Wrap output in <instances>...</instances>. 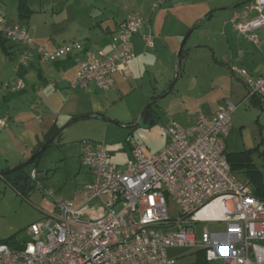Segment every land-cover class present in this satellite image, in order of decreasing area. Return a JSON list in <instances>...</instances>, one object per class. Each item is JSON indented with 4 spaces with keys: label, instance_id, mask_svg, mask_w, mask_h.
I'll use <instances>...</instances> for the list:
<instances>
[{
    "label": "built area",
    "instance_id": "2783aa9c",
    "mask_svg": "<svg viewBox=\"0 0 264 264\" xmlns=\"http://www.w3.org/2000/svg\"><path fill=\"white\" fill-rule=\"evenodd\" d=\"M163 1L156 0L153 7ZM263 10L264 0H251L231 18L237 32L255 44L264 26ZM252 11L255 15L247 17ZM142 25L137 11L128 13L110 37V50L97 49L87 59L77 60L69 87L94 83L109 90L114 74L133 59L131 36ZM0 33L21 45L14 66L17 73L28 64L31 51L41 61L52 62L83 48L80 41L53 50L35 46L26 27L6 26L2 10ZM143 39L152 46L150 34ZM231 72L245 82L248 98H263L264 73L254 77L237 66ZM25 86L16 75L0 81V95L20 92ZM236 106L226 101L214 115L199 114L186 127L165 122L161 129L166 144L150 155L143 145H133L123 166L112 161L104 143L83 140L80 160L92 178L81 189L79 205L44 188L31 170V182L53 198L55 213L31 223L25 241L14 247L0 243V264H176L169 248L202 249L210 264H264V199L239 180L225 156V137ZM7 120L0 116V131ZM197 222L223 227L205 226L198 241Z\"/></svg>",
    "mask_w": 264,
    "mask_h": 264
},
{
    "label": "crops",
    "instance_id": "0c3cea01",
    "mask_svg": "<svg viewBox=\"0 0 264 264\" xmlns=\"http://www.w3.org/2000/svg\"><path fill=\"white\" fill-rule=\"evenodd\" d=\"M155 1L54 0L49 8L39 7L37 10L32 8L27 0L32 12L28 18L24 19L26 22L24 24L18 16L17 0H0V10L5 14L6 26L20 24L26 27L35 46L53 50L69 41H80L83 46L81 51L62 56L52 62L41 61L37 53L31 51L28 56V64L22 67L18 73L14 66L21 45L8 40L7 51H4L0 46V81L20 75L26 85L20 92L4 91L0 95V116L8 117L7 125L0 131V169L12 167L26 160L73 117L87 113L104 116L101 111L108 97L101 96L99 98L92 94L96 90H100L94 83H89L84 88H77L78 93L70 92L68 90L69 81L75 76L78 59H87L90 53L97 49L110 50L109 42L112 33L126 15L132 11H137L143 18V25L131 36L135 55L125 70L114 74L109 91L118 90L126 84L129 76L134 75L131 64L138 58H141L140 63L147 58L151 59L156 73H161L163 66L160 59L166 55L174 56L184 34L196 27L199 19L204 17L202 25L207 20L206 40L193 42L184 51L182 59L186 56H193L190 66L194 62L191 67L194 76H197L198 72L196 64L202 62L208 65L212 64L210 65L213 72L212 83L215 90L219 91H216L214 95H205L200 92L190 96L187 93L181 94L180 99L184 109L176 114L169 113L167 109L166 122L173 121L182 127L189 126L199 114L214 115L219 105L226 101L236 104V109L245 102L254 106L251 104V98L247 97L248 89L243 79L231 72V67L237 66L245 68L254 77L264 73V26L258 30L259 42L255 44L238 33L231 23L233 15L242 12L244 5L251 0H165L160 5L153 7ZM210 11L212 12L210 13ZM253 15H255L254 11L250 12L247 17ZM147 33L152 34L154 39L151 48L144 43L143 36ZM206 49L208 51H205ZM186 64L183 70H185ZM163 92L151 94L150 100H153L151 97L160 96ZM260 101L263 105L261 108L264 109V94ZM154 107L161 113V108L157 103ZM85 118L96 117L77 118L71 123ZM115 121L120 123L118 120ZM55 129L56 131L53 133ZM61 135L62 131L51 142L52 147L56 145V140H60ZM10 142L15 143L16 151L10 148ZM59 144L60 142H58ZM243 145L245 147L243 150L257 148L259 154L264 152H260L259 145L255 147L251 141L245 142ZM225 149L227 152L242 151L228 150L226 142ZM112 161H114L113 158ZM245 184L252 192V186L247 182ZM10 186L14 189L18 187L13 183ZM80 197L78 202L73 200L75 205L82 202L81 193ZM23 198L25 197L23 196ZM197 250L199 249L169 248L168 254L175 258L177 264L178 257L191 251L195 253L196 257ZM194 262L195 259L193 264H195Z\"/></svg>",
    "mask_w": 264,
    "mask_h": 264
},
{
    "label": "rangeland",
    "instance_id": "374dc122",
    "mask_svg": "<svg viewBox=\"0 0 264 264\" xmlns=\"http://www.w3.org/2000/svg\"><path fill=\"white\" fill-rule=\"evenodd\" d=\"M53 1L29 0L28 4L38 10L39 7L49 8ZM20 21L26 24L24 19ZM206 21L203 25L201 22L196 27L197 29L187 36L183 46L185 51L193 42L206 40ZM150 35L152 46L146 44L145 41L144 43L151 48L154 39L152 34ZM176 57L177 52L174 56L166 55L160 59L163 66L161 73H156L151 59L147 58L140 63L141 58H138L131 64L134 75L129 76L124 86L118 90H96L93 92L92 94L99 98L101 96L108 97L101 112L106 118L118 120L120 123L118 125L107 123L100 117H96L85 118L67 125L62 130L60 140L55 141L56 145L43 154L36 163L29 165L37 170V179L40 180L42 186L53 190L65 199L79 201L81 189L91 179L90 170L80 160V149L82 141L85 139L104 143L106 150L112 155L113 162L118 163L119 166H123L131 157V147L135 144L143 145L146 155L158 152L167 140L161 129L167 120L165 119L167 109L169 113L175 114L184 109L180 95L187 93L190 96L197 92L214 95L216 91H219L215 90L212 83L213 72L210 66L212 64L208 65L204 62L196 64L198 72L197 76H194L191 70L194 62L190 66L193 56L183 57L178 79L172 89L157 101V105L161 108L157 122L151 125L148 120H144L139 126H134L141 111L150 101L151 94H159L165 91L171 83L170 81L174 79ZM185 64L186 67L183 70ZM213 88L214 92L212 91ZM68 90L78 93L76 89L70 87ZM228 132L229 134L227 133L225 138L228 150H243L245 148L243 143L251 141L255 147L259 145L260 152L264 151V109L251 106L249 102L243 103L231 113ZM58 142H60L59 145ZM10 148L16 151L15 143L10 142ZM250 156V161L241 159L244 164L241 167H235L233 173L239 180L244 183L247 182L250 186L256 182L264 185V155L253 149L250 150ZM24 197L17 193L9 183L0 179V239L15 233L16 240L25 241L27 239L25 230L31 223L39 221L47 214L55 213L53 198L46 194L43 188L34 187ZM205 226L210 230L223 227L220 223L197 222L194 227L198 241L199 234ZM194 259L195 253L187 252L177 258V264H193Z\"/></svg>",
    "mask_w": 264,
    "mask_h": 264
},
{
    "label": "trees",
    "instance_id": "16d2710c",
    "mask_svg": "<svg viewBox=\"0 0 264 264\" xmlns=\"http://www.w3.org/2000/svg\"><path fill=\"white\" fill-rule=\"evenodd\" d=\"M17 9H18V16L20 19H26L31 14L32 10L29 8L27 4V0H17ZM7 37H5L3 34L0 33V46L4 51H7L8 47L6 46V43L8 42ZM11 41V40H10ZM183 56V55H182ZM182 60V58H181ZM181 62V61H180ZM179 62V66H180ZM180 68V67H179ZM20 76V75H19ZM158 96V95H157ZM157 96L151 97V99H154ZM260 97L257 95H253L251 97V104L254 106L262 107L263 105L260 103ZM156 104H154L152 107H150L144 114L142 121L148 120L151 125L155 124L157 122V119L159 117V112L155 109ZM264 108V107H263ZM57 129V128H56ZM53 130V133L56 131ZM52 143L49 144L37 157L34 158L32 163H36L39 158L45 154L50 148H52ZM257 149V148H254ZM253 150V149H252ZM264 155V152L261 153ZM225 156L226 160L230 166V169L232 172H234V168L239 166L241 167L244 163L241 162L242 160L250 161V150H242L238 152H227L225 150ZM245 157V158H244ZM35 170L37 174V170L33 167H30L29 165L21 168L19 170H16L12 173H9L3 177V179L12 185L14 182H19L20 185L18 187H15V190L22 196H26L27 193L34 188L33 184L30 183V171ZM237 171V170H236ZM252 194L258 198L264 199V185H260L259 183H255L252 186ZM0 243H6L11 247H14V245L19 244V240H16L15 233L10 235L7 238L0 239ZM195 264H209L204 257V251L202 249H199L196 251V257H195Z\"/></svg>",
    "mask_w": 264,
    "mask_h": 264
},
{
    "label": "water",
    "instance_id": "95a60500",
    "mask_svg": "<svg viewBox=\"0 0 264 264\" xmlns=\"http://www.w3.org/2000/svg\"><path fill=\"white\" fill-rule=\"evenodd\" d=\"M212 11H210L211 13ZM204 17H202L201 19H199L198 21V24L196 25L199 26L202 22ZM196 27H193L192 29H190L183 37L181 43H180V46H179V49L177 51V61H176V71H175V77L174 79L171 81V83L169 84L168 88L160 95L158 96L157 98L153 99V100H150L147 105L144 107V109L141 111L136 123L134 126H139L141 124V121L143 119V116L145 114V112L150 108L152 107L154 104L157 103V101L163 97L164 95H166L173 87L175 81L178 79V76L180 74V68H179V62L181 61V58H182V55L184 53V43H185V40L187 38V36L190 34V32L195 29ZM83 117H100L102 120L106 121V122H110V123H113V124H117L118 125V122L115 121V120H110V119H107L105 118L104 116H99L98 114H95V113H87V114H83V115H80L78 117H73L72 119H70L69 121H67L63 126H61L57 131L56 133H54L53 135H51L40 147H38L31 155L30 157H28L26 160L20 162L19 164L17 165H14L12 167H9V168H6V169H0V179L3 178L5 175L9 174V173H12L16 170H19L21 168H24L28 165H30L32 163V161L34 160L35 157H37L60 133L61 131L69 124L71 123L72 121L76 120L77 118H83ZM14 186H19L20 183L19 182H14L13 183Z\"/></svg>",
    "mask_w": 264,
    "mask_h": 264
}]
</instances>
